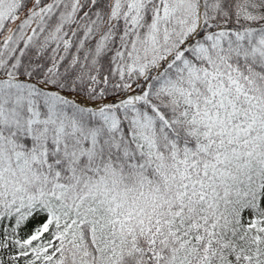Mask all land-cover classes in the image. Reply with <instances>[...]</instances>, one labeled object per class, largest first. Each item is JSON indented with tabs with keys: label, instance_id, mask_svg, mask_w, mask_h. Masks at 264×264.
<instances>
[{
	"label": "snow or ice",
	"instance_id": "1",
	"mask_svg": "<svg viewBox=\"0 0 264 264\" xmlns=\"http://www.w3.org/2000/svg\"><path fill=\"white\" fill-rule=\"evenodd\" d=\"M0 264H264V0H0Z\"/></svg>",
	"mask_w": 264,
	"mask_h": 264
}]
</instances>
